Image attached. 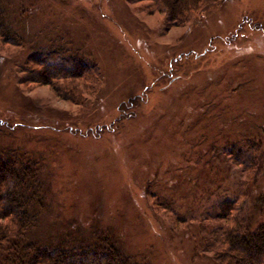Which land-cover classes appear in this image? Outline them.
<instances>
[{
    "label": "rangeland",
    "instance_id": "374dc122",
    "mask_svg": "<svg viewBox=\"0 0 264 264\" xmlns=\"http://www.w3.org/2000/svg\"><path fill=\"white\" fill-rule=\"evenodd\" d=\"M4 2L24 44L0 40V150L39 162L49 189L30 240L108 230L150 264H216L221 223L200 235L199 219L229 200L264 221V0H202L182 24L159 0ZM57 41L98 82L21 83Z\"/></svg>",
    "mask_w": 264,
    "mask_h": 264
},
{
    "label": "trees",
    "instance_id": "16d2710c",
    "mask_svg": "<svg viewBox=\"0 0 264 264\" xmlns=\"http://www.w3.org/2000/svg\"><path fill=\"white\" fill-rule=\"evenodd\" d=\"M202 0H159L171 23H184L196 12ZM18 21L11 9L0 0V40L23 47L24 18ZM22 19V20H21ZM38 46L27 56L21 83L52 85L68 79H91L98 82L101 72L87 62L69 42ZM7 154V155H6ZM3 153L0 150V264H150L123 252L119 241L108 230L86 236L67 233L49 244L29 239L48 206V187L35 160ZM238 162V160L233 159ZM257 204L263 205L259 197ZM261 209L260 212L262 211ZM254 210L237 215L235 201L225 200L215 210L199 219L200 235L207 231L208 220L220 222L216 239L207 241L208 253L216 264H264V221L254 220ZM201 243L205 240L201 238ZM211 242V244H210ZM213 243V244H212Z\"/></svg>",
    "mask_w": 264,
    "mask_h": 264
}]
</instances>
